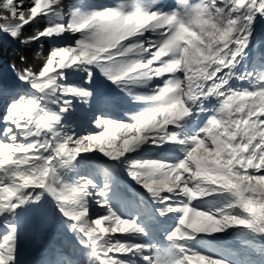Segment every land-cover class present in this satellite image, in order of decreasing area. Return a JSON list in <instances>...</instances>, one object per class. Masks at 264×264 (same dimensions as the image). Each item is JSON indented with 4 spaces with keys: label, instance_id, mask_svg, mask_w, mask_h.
I'll return each instance as SVG.
<instances>
[{
    "label": "snow or ice",
    "instance_id": "snow-or-ice-1",
    "mask_svg": "<svg viewBox=\"0 0 264 264\" xmlns=\"http://www.w3.org/2000/svg\"><path fill=\"white\" fill-rule=\"evenodd\" d=\"M260 19L264 0H0V38L51 45L43 56L40 44L38 69L9 65L23 87L7 103L0 83V264H18L23 242L41 248L39 264H235L198 247L218 234L264 256ZM97 70L139 107L96 114L81 133L67 117L74 101L90 107L93 93L68 73L91 84ZM91 153L122 164L172 221L162 241L147 242L149 222L159 221L142 200H128L136 213L123 215L107 172L99 183L81 174ZM206 197L210 207L198 203ZM53 232L72 235L70 251L47 244Z\"/></svg>",
    "mask_w": 264,
    "mask_h": 264
},
{
    "label": "rangeland",
    "instance_id": "rangeland-1",
    "mask_svg": "<svg viewBox=\"0 0 264 264\" xmlns=\"http://www.w3.org/2000/svg\"><path fill=\"white\" fill-rule=\"evenodd\" d=\"M110 2H114V0H66V3H73L77 5L82 3H91L96 7H102L104 4ZM167 2L169 4H172L174 3V0H167ZM42 25L43 23L39 25L34 24V28L40 27ZM258 31L264 33V19H260ZM4 37L7 40V43H9L10 45L16 48L20 46L18 40H11L7 36ZM65 39H68L69 42H71L73 37L66 36ZM47 42L49 43L48 40L37 41L36 46L40 48L41 43H43L44 46ZM261 51H264V47L261 48ZM252 55H254V53L250 54L248 61L249 68L253 66L251 60ZM68 75L70 83H74L84 88H88L93 93L90 100V107L74 101L75 111L67 117V120L69 122H74L76 124L78 131H80L81 133L90 129L91 119H94L96 114L107 115L109 114V112L112 111L116 114V116L122 117L125 111H135L136 108L139 107L138 105H135L133 103L132 96L121 92L115 85H113L105 77L101 76L98 70L95 71L94 79L91 84L84 83L86 77V73L84 72L70 71ZM0 83H2L4 86L6 99L5 103H7V94L10 91L15 90L19 87H23L19 85V82L16 80L15 75L10 68H5L0 72ZM245 86H247L246 83ZM130 87H132L134 93L144 91V89L136 86ZM0 127H3V125L0 124ZM87 155L89 157V168L81 174L95 173L97 182L99 183L101 178L103 177V174L107 172L108 175L112 178L113 183L112 192L109 194L110 199L114 207L121 211L123 215L131 216L136 213V209H133L130 204L127 203L128 200H142L144 206L148 209H151V214L156 215L157 220L159 221L158 224L149 222L147 226V242L154 243L157 239L162 241L164 233L160 230L161 226H167L172 223V221L167 218L159 217L155 213V206L152 203L151 197H149L148 194L128 176L122 164L109 161L107 160V158L103 157L99 153H91ZM149 155L155 157L157 154L155 152H150ZM198 203H201V205L204 207H210L213 203V199L211 197H206ZM92 211L94 214H101L103 212L102 209H98L94 205ZM144 219V216H140L138 222L143 223ZM59 234L60 233L54 232L49 233L46 238L47 244L55 245L57 242H61L65 245V249L70 251L71 246L74 244V239L72 235L69 233H62L60 235ZM237 236H247V233L241 230L237 233ZM51 237H53L52 240L54 239V241L50 240ZM206 239L207 241L212 240L215 242H222L224 240L227 241V243L233 246L235 245V247L237 248H240L245 253H248L250 251L248 249H245L241 245L239 239L233 240L227 234H218V238L216 239H214L213 237H207ZM254 247H256L255 244L249 245V249ZM42 255L43 253L41 248L34 244L23 242L19 245L18 248V264H26V260L29 258H33L34 256H37L36 259L38 258L39 260H41ZM261 257L263 260L260 263L256 262V264H264V256Z\"/></svg>",
    "mask_w": 264,
    "mask_h": 264
},
{
    "label": "trees",
    "instance_id": "trees-1",
    "mask_svg": "<svg viewBox=\"0 0 264 264\" xmlns=\"http://www.w3.org/2000/svg\"><path fill=\"white\" fill-rule=\"evenodd\" d=\"M40 27L42 28L43 25ZM34 30V25L26 26L23 31L22 38H26L33 35ZM50 47L51 45L48 42L45 43L42 49L43 56L47 55L48 51L50 50ZM39 52H41V49L36 46V43L29 45H22L20 43V46L16 48L7 43L5 37L0 38V72L5 68H10L9 65L12 63L16 64L18 70H22L25 67H30L34 70L38 69L43 62V56L37 55V53ZM21 56L26 57V60L23 63L20 61ZM2 111L3 104L0 103V114H2ZM107 115L116 116V114L112 111L109 112V114ZM52 238L53 237H51L50 240H52ZM52 241H54V239ZM55 245L65 246L61 242H57ZM198 247H200L204 251L209 252L210 254H222L225 256L232 257L235 260V264H247V261L249 259L253 262V264H256V262L260 263L263 260L260 254L254 253L252 251L245 253L240 248H237L235 247V245L233 246L224 240L222 242L208 240L206 244L200 245ZM232 249H235V251H233ZM36 257L37 256L27 259L26 264H39L40 260L38 258L36 259Z\"/></svg>",
    "mask_w": 264,
    "mask_h": 264
}]
</instances>
